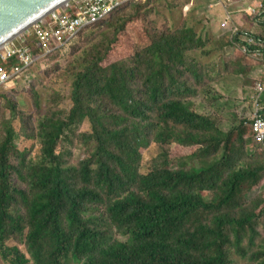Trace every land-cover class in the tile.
<instances>
[{"label":"trees","instance_id":"1","mask_svg":"<svg viewBox=\"0 0 264 264\" xmlns=\"http://www.w3.org/2000/svg\"><path fill=\"white\" fill-rule=\"evenodd\" d=\"M143 2L126 4L80 33L104 23L114 29L109 42L94 43L79 58L72 107L65 116L42 112L33 127L30 117L22 119V134L38 142L37 158L15 145L12 120H3L2 262L237 264L242 260L234 258L240 257L264 264V249H258L254 235H245V223L256 218L254 213L241 211L237 217L229 212L237 196L264 183V151L252 153L251 138L234 129L236 145L233 132L223 131L186 102L185 93L192 89L181 78L185 72L198 73L193 69L197 60L188 64L189 53L203 49L209 34H197L189 25L149 33L147 45L103 65L132 18L118 20L115 13ZM230 42L222 47L233 46ZM35 104L40 105L38 98ZM6 107L14 119L16 105L7 101ZM85 121L91 126L81 135L87 155L69 164L57 151L59 143L69 141L73 128ZM153 141L188 149L183 165L172 169L154 160L150 172L142 173L140 149ZM203 192H214L216 198L210 201ZM14 238L24 243L30 258L11 244Z\"/></svg>","mask_w":264,"mask_h":264},{"label":"rangeland","instance_id":"2","mask_svg":"<svg viewBox=\"0 0 264 264\" xmlns=\"http://www.w3.org/2000/svg\"><path fill=\"white\" fill-rule=\"evenodd\" d=\"M214 1L217 2V0H146L140 5L130 4L122 8L115 13L116 18L118 20L132 18L117 37V42L110 46L103 65L125 59L138 47L147 45L149 33H157L165 29L175 31L187 25L194 26L197 34L209 35L208 38L204 37L206 46L203 49L189 53L188 64L192 59L197 60V63L193 64V69L197 68L198 73L185 72L181 78L192 89L191 92L185 93L186 102L191 104L194 111L213 119L228 134L237 129L248 135L249 125L246 117L249 113L247 108H238V98L253 87L249 67L254 62H257L254 65L264 67V53L259 52L260 59L254 61L251 55H245L234 46L222 47L227 40L232 39H230L231 35L227 38V34H222L218 29L221 23L218 16L222 12L212 4ZM249 22L253 24V18H249ZM243 24L244 27L250 28L248 23L243 22ZM259 27L252 26L249 30L260 33V40H264V31L262 32V26ZM113 37L114 29L105 23L84 31L68 51L58 53L34 66L29 78L15 86L0 88V129L3 120H12L18 133V137L14 140L17 147L33 151L32 156L35 158L39 156L38 142L27 138L21 132L22 119L30 117L32 123L28 125L33 127L42 112H59L65 116L72 107V82L82 53L94 43L102 40L109 42ZM263 47L260 49H264ZM209 51L210 53L207 54ZM251 75H253L252 71ZM3 95H7L8 98ZM37 98L40 100L39 106L35 104ZM7 101L16 105L14 119H12V111L6 107ZM236 109L240 110L242 115H238ZM90 128L89 122L85 121L73 128L69 141H60L57 151L68 160L69 164H79L85 159L88 149L82 142L81 135ZM230 139L239 146L238 134L233 132ZM140 152L142 173L150 172L154 160L166 161L167 166L176 169L183 165L189 154L188 149L182 148L177 143L162 145L156 141L146 148H141ZM251 152H254V148ZM194 164L197 165L198 161H194ZM246 190L245 187L244 191ZM203 195L211 199L210 201L216 198L214 192H203ZM234 201L238 208L230 210L232 216L239 217V211L245 210L253 211L256 217H259L258 225L263 234L257 239L256 245L258 249L263 250L264 210H261L264 207L263 180L253 185L251 190L237 196ZM11 244L20 246L21 252L26 254L23 242L14 238ZM236 260L238 257L234 258V261ZM0 264L8 263L2 262L0 258ZM237 264L248 263L242 260Z\"/></svg>","mask_w":264,"mask_h":264},{"label":"built area","instance_id":"3","mask_svg":"<svg viewBox=\"0 0 264 264\" xmlns=\"http://www.w3.org/2000/svg\"><path fill=\"white\" fill-rule=\"evenodd\" d=\"M144 0H69L40 19L27 31L0 47V88L16 85L34 64L53 53L70 49L80 33L88 26L108 17L118 8ZM230 1V0H229ZM222 0H217L216 5ZM249 11L264 14L263 4L248 6ZM226 25V22L224 23ZM40 51L35 54V49ZM259 93L264 83H257ZM257 104V103H256ZM254 131L259 141L264 139V120L257 118Z\"/></svg>","mask_w":264,"mask_h":264},{"label":"clouds","instance_id":"4","mask_svg":"<svg viewBox=\"0 0 264 264\" xmlns=\"http://www.w3.org/2000/svg\"><path fill=\"white\" fill-rule=\"evenodd\" d=\"M139 2H143V1H139ZM259 2L263 4V8H264V0H230V1L222 0V3H221L222 8H220L222 13L218 16L221 20V23L218 29L222 32V34H226L227 32H229V34H231L230 39H232L231 42L234 48L238 49L240 52L244 53L245 55H251L254 61H256L257 59H260L258 55L259 52L264 53V49H260L262 48V46H264V40H260V37H258L255 34V31H251V34L242 33V31H244V28H246L244 27L243 22L248 23V25L250 26L249 29H251L252 26L259 27L261 24H264V14L260 15L258 13H253L249 11L248 9V6L258 7ZM213 3L216 6V1H214ZM192 4H193V1H192ZM233 7H243V9H241L243 14L235 12L236 9H234ZM239 14H242V16ZM249 18H253V24H250ZM239 20L241 21V23H239ZM225 22H226V25H224ZM44 60L39 61L38 63L34 64L25 74L22 75V77L18 80L17 84L20 81H24L25 79L29 78L32 68L36 66L37 64L42 63ZM254 64H257V62H254ZM254 64H252V66L249 67V75L253 81V87L248 89L242 96L238 98L239 100L238 108H241V109L247 108L246 110L249 113L248 116L246 117L248 121V125H249V132H248V135L245 134L244 137L251 138V142H250L251 149L254 148V151L257 149H259L260 151H264V139L262 141L257 140L256 133L253 128L254 122L257 118H261L264 120V91L262 93H259L257 89V83H264V67L257 66ZM250 70L252 71L253 75H251ZM11 86H15V85H11ZM236 113L238 115H242L241 111L240 110L238 111L237 109H236ZM233 208L234 209L238 208V206L235 204V201L230 210H233ZM241 211L247 212L245 210H240L239 211L240 216L242 215ZM247 213H254V212L249 211ZM258 218L256 217L254 220H251L249 224L245 223L246 228H247L245 235L248 237H250L251 235H254V242H256L257 239L263 234L259 229L258 223H256L258 221ZM249 226L253 227L255 233H253V231L249 229ZM25 256L27 258H30V255L27 250H26ZM238 260H243V259L238 257ZM247 263L251 264L249 262ZM30 264H34V263L30 262Z\"/></svg>","mask_w":264,"mask_h":264},{"label":"water","instance_id":"5","mask_svg":"<svg viewBox=\"0 0 264 264\" xmlns=\"http://www.w3.org/2000/svg\"><path fill=\"white\" fill-rule=\"evenodd\" d=\"M69 0H0V47Z\"/></svg>","mask_w":264,"mask_h":264},{"label":"crops","instance_id":"6","mask_svg":"<svg viewBox=\"0 0 264 264\" xmlns=\"http://www.w3.org/2000/svg\"><path fill=\"white\" fill-rule=\"evenodd\" d=\"M213 4H214V3H213ZM215 7H217L218 9L222 8V7H221V4H218V5H216ZM233 8L236 9L235 12L242 13V10H241V9H243V7H233ZM231 10H232V9H231ZM242 14H243V13H242ZM242 14H239V15L242 16ZM239 23H241L240 20H239Z\"/></svg>","mask_w":264,"mask_h":264}]
</instances>
